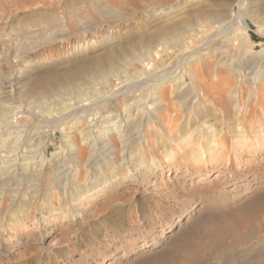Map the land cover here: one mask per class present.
<instances>
[{
    "label": "rangeland",
    "instance_id": "374dc122",
    "mask_svg": "<svg viewBox=\"0 0 264 264\" xmlns=\"http://www.w3.org/2000/svg\"><path fill=\"white\" fill-rule=\"evenodd\" d=\"M181 1L185 3L169 9ZM239 1L0 0V105L23 102L24 106L31 107V115L18 114L15 124L43 123L47 128L44 129L49 130L47 154L50 156L52 151H59L61 145L55 124L57 102L72 101L76 88L91 91L93 83L78 77L97 75L98 69H106L110 64L114 65L112 75H123L127 70L125 59L136 60L147 54L149 47L158 46L163 28L184 25L186 31L196 25L199 16L219 12L225 15L223 22L234 20ZM245 3L250 12L246 16L249 41L243 42V46L255 52L253 54H261L264 51V0H246ZM202 29L208 35L213 33L208 25H203ZM88 39L96 42L77 48L78 43ZM251 52L243 53L248 56ZM76 68L83 74L75 73ZM63 86L74 88L68 92L71 93L68 97ZM33 98L38 103L45 101V110L42 111ZM64 126L72 129L74 140L79 141L77 129L83 123L73 126L65 123ZM98 132L99 128L94 126L92 133L97 135ZM118 152L112 158L113 163L119 162ZM151 155L150 180L144 185L147 188L135 182L133 173L110 167H106V173L109 171L111 182L104 184L99 174L86 171L87 167L81 164L75 168V181L83 182V178L91 177L100 182L88 191L92 196L70 211L60 190L51 183L49 192L40 195L41 201L38 197L27 208H9V203L3 202L0 205V264H264V177L247 189L242 186L233 189V182H228L221 190L220 181L213 178L215 169L209 172V183L205 180L196 183L198 174L186 173L180 177L184 167L169 162L163 149L153 146ZM52 175L50 172L49 177ZM244 212L248 215L245 218L250 220L239 216L245 215ZM217 215L221 219L216 218ZM211 227L213 235L209 231ZM248 228L250 232L254 228L253 232L246 230ZM243 240L247 242L244 244ZM177 249L181 250L178 255ZM168 251H172L171 254ZM158 253L161 256L157 257Z\"/></svg>",
    "mask_w": 264,
    "mask_h": 264
},
{
    "label": "bare ground",
    "instance_id": "6f19581e",
    "mask_svg": "<svg viewBox=\"0 0 264 264\" xmlns=\"http://www.w3.org/2000/svg\"><path fill=\"white\" fill-rule=\"evenodd\" d=\"M245 1L238 2L234 20L223 22L225 15L220 12L204 16L198 14L195 28L184 31V25L175 24L163 28L158 46L149 47L147 54H141L142 57L136 60L125 59L123 63L127 70L123 75H112L114 65L110 64L106 69H98L97 75L78 77L79 80L93 83L91 91L84 92L83 87L76 88V97L72 96V101L62 99L57 102L58 117L55 124L60 133L61 145L60 150L52 151L50 156L47 154L49 130H45L47 128L43 123L40 125L31 121L22 126L15 124L18 114L31 115V107L24 106L21 101L18 104L7 102L6 105H0V205L8 202L9 208H27L38 197L40 200V195L49 192L51 183L56 185L62 199L68 203L67 210L76 208L92 196L88 191L100 182L91 177L83 178V182L75 181V168L81 164L87 167L86 171L99 174L104 184L111 182L107 175L109 171L106 173L110 167L125 170L127 174L133 173L135 182L146 187L144 185L150 180L148 177L152 163L149 159H153V146L163 149L167 160L177 163L176 167H184L180 177L186 173H197L196 183L204 180L209 183L207 177L214 169L213 178L220 181L221 190L228 182H233V189L241 186L247 189L257 179L263 178L264 51L253 54L255 52L247 51L243 46V42L249 41L246 16L250 12ZM184 3L177 2L169 9ZM203 25L210 26L213 33L208 35L202 29ZM94 39L78 43L77 48L92 45L96 42ZM143 50L146 52V49ZM243 52H251V55L245 56L247 54ZM96 66L99 67L98 64ZM74 71L81 73L79 68ZM63 87L68 97L73 87ZM33 100L38 101L35 98ZM44 102L35 104L43 111L46 108ZM65 123L68 126L83 123L77 129L80 135L79 141L76 140L78 142L73 138L74 131L66 129ZM94 126L99 128L97 135L92 133ZM116 151H119L120 159L113 163ZM244 155L247 158L244 159ZM50 172L53 173L51 178ZM239 216L247 221L249 219L245 218L247 214ZM212 230L209 228L210 233ZM219 242L213 243L223 249ZM179 252L177 249L176 255Z\"/></svg>",
    "mask_w": 264,
    "mask_h": 264
}]
</instances>
